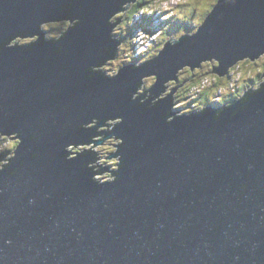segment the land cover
I'll return each mask as SVG.
<instances>
[{
	"label": "water",
	"instance_id": "obj_1",
	"mask_svg": "<svg viewBox=\"0 0 264 264\" xmlns=\"http://www.w3.org/2000/svg\"><path fill=\"white\" fill-rule=\"evenodd\" d=\"M137 1L0 0V130L22 136L11 137L22 144L0 171V264H264V86L181 116L173 92L182 82L149 107L179 69L214 59L221 76L261 57L264 0H216L195 35L167 39L141 67L90 74L117 56L111 16ZM63 19L67 33L48 39L42 24ZM118 116L113 131H98ZM96 135L125 140L112 153H123L115 182L93 181L87 166L108 155L93 151L104 137L67 158L66 145Z\"/></svg>",
	"mask_w": 264,
	"mask_h": 264
},
{
	"label": "rangeland",
	"instance_id": "obj_2",
	"mask_svg": "<svg viewBox=\"0 0 264 264\" xmlns=\"http://www.w3.org/2000/svg\"><path fill=\"white\" fill-rule=\"evenodd\" d=\"M183 3H184V5H181ZM215 3H216V0H181V3L176 4L174 6V8L169 9L165 13H160L158 16H152L151 17L152 20H150V22H151V24L154 23V25L156 27L155 29H157L158 30L157 32H159V38H158L159 42L157 41V43L155 45H153L152 47L149 48V49H151L149 52L147 51V52L143 53L142 55H136L135 53H130V55H126V53H129V51L131 50V46H132V45H130L129 41L131 40L135 46L136 43H135V37L134 36H137L138 32L140 31V29H137V28L134 29L133 31H130L129 28L127 27V22L129 21L135 27H137V25L139 23L143 22V20H144L143 15L144 14L151 15V13H143L142 14L141 10L143 8H141L139 10L140 12L136 11L130 20H127L128 19L127 18L128 16H127L126 19L123 21L124 23L123 24L121 23V25H122L121 32L122 31L124 33L130 32L131 33L130 35H132L133 37H130V35H128V38H123V39L121 38V43L118 47L117 54H116L117 58L111 59L108 64L103 66V68L111 70L114 68H120V67L127 65V64H135L136 65L138 62H133L131 60L130 56H132L134 58H135V56H138L141 59H145V58L147 59L149 57L148 59H151L152 57H154L158 54V51L162 48L160 45L162 43L164 44L167 39H169L171 37L178 38L180 35H182L184 33L196 31L198 25L200 24L201 19L204 16L202 14L203 10L205 8H206L205 10L212 9V5ZM149 4H151V5H148V7H151L155 4V2H154V4H153V2H151ZM119 13L120 12H118L117 15ZM115 17L116 16L113 17V21H116ZM164 17H167L168 19H164ZM171 17H173V18H171ZM190 19H192L193 21L189 23L188 21ZM166 20H167V23H166ZM162 21H165L164 27L167 28L165 33H163V29H161V27H160V23ZM68 23H69L68 20L47 23L45 25L46 36L48 37V35L50 34V38H51V35L54 34L53 35L54 38L59 37L60 32L64 30L65 26L68 25ZM142 25H143V23H142ZM161 30H162V32H161ZM160 32H161V34H160ZM119 33H120V30L117 29V34H119ZM120 37H122V36H120ZM32 40L33 39H31V38H25V39L21 38L18 41H20L21 43H29ZM152 44H153V42H152ZM201 64H202L201 67H196V68H200V69L202 68L204 70L209 69V71L211 73L213 67H216L217 65H219V62L216 60H214V61L210 60V61H206V62L203 61ZM231 69H233V70L231 71ZM229 71H231V73L228 72V73H230L228 75L230 77V80H229V77H227L228 79L224 78L225 76H227V74L220 76V77H223L221 85L219 86L223 89L222 95L225 94V97L228 95L231 96L230 99L227 98L228 100L222 104H227L229 101L232 102L234 99H237L241 95H243V94H241V95L235 94L236 97L234 99H232V97L235 96L232 92L238 91V90L240 91V89L238 87H236L237 84H238V86H240L241 89L244 90V88L247 89L248 86L250 88V87L258 85L263 80V78H261V80L258 79V74H260V72L264 71V54L261 57L256 58L255 60L244 59V60L238 61V63H236L233 67H231ZM212 73L214 74L215 72H212ZM176 74H180V78H187V70L184 71V69H181V70L179 69V72H176L175 75ZM215 74L219 76V74H217V73H215ZM210 76L213 77L211 74H210ZM198 77L200 78L201 75H199ZM211 77H209V78H211ZM180 78L178 79V81H180ZM169 81H170V83L168 85L167 90L164 92V94L169 93L171 88L176 87L175 86L176 83H173L174 80H169ZM179 83L181 84L182 81H180ZM185 83H186L185 87H187V88H185L186 94H185V92L180 90L181 87L184 85V83L182 85H180L179 87H177L176 90L173 92V102L175 101L176 106L183 107V109L180 111H179V109H176V110H178V113L182 112L183 110L184 111H191V110L198 109L199 107L204 106L203 104L202 105L199 104V102H200L199 100H197V101L192 100L193 98L197 99L198 94H195V93H199L198 92L199 89L196 86L197 84L193 85V82L190 83V81L185 82ZM191 85H193V86H191ZM147 87L148 86H145L144 88H147ZM239 93H242V92H239ZM208 104H210V103H207L205 105H208ZM211 104L216 106V107L220 106V104H218L217 102H212ZM173 108H174V105H173ZM100 127L98 128V131H100ZM106 128H107V126H105V129ZM0 138H1L0 140H2L3 142L5 141L3 135H1ZM97 139H100V137ZM11 141H15V138L11 139ZM109 143L110 144H107V145H105V143L104 144H97L93 147V150L97 151L98 153H108L112 148V145H111L112 143L111 142H109ZM0 144L2 145V146L0 145V149L3 150L7 146L8 143L2 144L0 142ZM93 145L94 144L87 145L83 149H80V150L83 151L87 148L89 149ZM100 159H102V158H99L96 160L97 164L100 163ZM110 168H111V166L109 165L108 170H110Z\"/></svg>",
	"mask_w": 264,
	"mask_h": 264
},
{
	"label": "clouds",
	"instance_id": "obj_3",
	"mask_svg": "<svg viewBox=\"0 0 264 264\" xmlns=\"http://www.w3.org/2000/svg\"><path fill=\"white\" fill-rule=\"evenodd\" d=\"M181 0H156V5H153L151 7H148L147 6H144L142 7V14L143 13H151V15H146L144 14V20H152L151 17L152 16H158L160 13H165L166 11H168L169 9H172L174 8V6L178 3H180ZM219 3H220V0H219ZM218 3V4H219ZM133 4V3H132ZM217 4V5H218ZM131 5V4H130ZM216 5V6H217ZM141 9V8H140ZM139 12V10L137 11ZM114 16V15H113ZM113 16H111L110 18V23H114L113 21ZM164 19H168L167 17H164ZM66 20H72V19H66ZM76 20L80 21V18H76ZM69 22V21H68ZM81 22V21H80ZM131 23V22H130ZM166 23H167V20H166ZM202 23V22H201ZM200 23V24H201ZM47 24V22L43 23L42 24V29L45 30V25ZM70 24V22L68 23ZM115 24V23H114ZM164 24H165V21H162L160 23V27L161 29H163V31L165 30L166 27H164ZM131 30L130 31H133L135 29V26L131 23ZM164 27V28H163ZM68 30L65 31V34L67 33ZM162 32V30H161ZM160 32V34H161ZM197 32H189L187 35H195ZM22 36V35H21ZM21 36H16L15 38H13L8 46L9 47H13V46H17V45H30L32 43H18V39L21 37ZM120 34H117V26L115 24V27L113 28L112 30V38L114 39H119L120 38ZM131 37V35H130ZM133 37V36H132ZM48 39H51V38H54V37H51L50 38V34L48 35L47 37ZM123 38V37H122ZM159 38V32H157L155 35L153 36H149L148 34L144 33L143 30H140L138 32V35L137 37L135 38V41L138 45L137 49H136V55H142L143 53L147 52L148 49L150 47H152V41L154 40L153 42V45L154 43L158 40ZM60 40V39H59ZM38 41V40H37ZM36 41V42H37ZM131 41V40H130ZM180 40L179 39H173L171 41V43L173 45H175L176 43H178ZM35 43V42H34ZM131 50L129 51V53H126V55H130V53H135V46H134V43L131 42ZM131 60L133 62H138L135 67L139 68L141 67V61H143V59L139 58L138 56H135L132 57L130 56ZM146 60V59H145ZM110 61V58H108L105 62L99 64V65H91L90 68H89V73H93V72H100L102 74H104L105 76L107 77H112V78H115L117 77L121 71L119 68H114V69H104V70H101V67L100 66H103V65H106L108 64ZM156 79H157V74H146L142 77L141 81L139 82L138 84V91H136L133 96H132V99L133 100H136L138 98H140L142 96V93H143V89L145 86H148V87H151L153 84H155L156 82ZM170 81H166L165 82V86L168 87ZM262 86L264 85H256V86H253L249 89V91L251 92H256V91H259ZM201 91L203 89H200ZM149 95H151V93H149ZM163 96H164V91L161 93L160 96H157L153 101H152V104L149 105V107H152L153 105H156L157 104V101L158 100H161L163 99ZM148 97L145 96L143 100H141L140 102L141 103H144L145 100H147ZM228 103H231V101H229ZM175 108H178L176 105H175V101H174V109ZM206 108H202V109H197L196 111L198 113H201L203 111H205ZM223 109H221L222 111ZM171 111V110H170ZM192 111H182V112H179L178 115H185V114H190ZM219 115V113H218ZM168 121L171 122L172 120L175 119V116L173 115H168ZM100 120L101 118L100 117H93V119L89 122H86V123H83L81 125V127L85 128V129H89V128H93V127H96L97 125L100 124ZM124 120V117L123 116H118V117H114V118H109L107 120L106 123H104L101 127H100V132L103 133L105 131V126L106 125H111L110 127H107L106 130L108 131H113L115 126L118 125L119 123H122ZM115 121V122H113ZM0 134H3L4 137L6 138H10V137H14L16 136L17 134L19 135V137L21 138L22 140V136L20 135V132L19 131H14V132H11V133H7V132H4L2 130H0ZM99 137H104L105 140H104V143L105 145H107L109 142L112 143V148L111 150L109 151L108 155L103 157L102 159H100V163H99V169L97 167H94L93 166V161L97 160L99 157H98V154L96 156L95 159L87 162V166L90 167L92 170H93V176H92V180L95 181V182H98V183H106V182H115L119 177L118 175L116 174L123 166V153H120L119 155H112V153H116V152H119V146L123 143H125V140L123 137L121 136H118V135H111V136H108V137H105L104 135H96L93 137V141L91 143H85V142H80V143H76V142H73V143H69L68 145H66L65 147V150L66 152L68 153V156L67 158L68 159H74V158H78L81 154L85 153L86 151H82L80 149H83L85 146L87 145H92V144H95L97 141V138ZM9 143H16L15 141H9ZM22 142L19 143V146L16 148V150L14 152H9V150L7 149H4L3 151H0V153H3L4 151H8V155L7 157L3 158V159H0V171H3L5 170L11 163L12 159L16 157L17 155V151L19 149V147L21 146ZM79 146V147H78ZM106 161V162H105ZM111 166L110 170H101L102 169V166Z\"/></svg>",
	"mask_w": 264,
	"mask_h": 264
},
{
	"label": "trees",
	"instance_id": "obj_4",
	"mask_svg": "<svg viewBox=\"0 0 264 264\" xmlns=\"http://www.w3.org/2000/svg\"><path fill=\"white\" fill-rule=\"evenodd\" d=\"M151 2H153V4H154V2H155V4L154 5H156V0H138L136 3H134L133 4V8H132V10L130 11V13L128 14V19L127 20H130L131 19V17L134 15V13L136 12V11H138V10H140V8H142V7H144V6H147V5H151V4H149V3H151ZM181 3V2H180ZM181 5H184V3L183 4H181ZM211 5V4H210ZM214 5V4H213ZM213 5H212V7H213ZM211 8V7H210ZM206 9V8H205ZM203 10V12H202V14L204 15L203 16V18L201 19V21H200V23L205 19V17L207 16V14L210 12V10L211 9H209V10ZM142 11V10H141ZM140 12V11H139ZM122 13V12H121ZM120 14V13H119ZM117 17V16H116ZM171 18H173V17H171ZM64 21H66V20H64ZM193 20L192 19H190L188 22L190 23V22H192ZM64 23V22H63ZM142 23H143V25H147V27H148V29H155L156 27H155V25H154V23L153 24H151V22H150V20H143V22H141V23H139L137 26H142ZM70 24H68V25H66L65 26V28H64V30L69 26ZM127 27L129 28V30H131V23L128 21L127 22ZM117 29H119L120 30V35L123 37V38H128V35H130L131 33L130 32H128V33H124L123 31L121 32V27H120V25H119V23H118V25H117ZM166 30H167V28H165V30L163 31V33H165L166 32ZM62 32V31H61ZM60 32V33H61ZM54 34H52L51 35V37H54L53 36ZM131 37H132V35H131ZM135 38L137 37V36H134ZM19 39H21V38H19ZM18 39V40H19ZM130 40V39H129ZM155 40V39H154ZM154 40L152 41V42H154ZM158 41V40H157ZM157 41L154 43V45L157 43ZM131 42L132 41H129V43H130V45H131ZM159 42V41H158ZM135 43H136V41H135ZM162 45H163V43L160 45L161 47H162ZM137 43L135 44V51H136V48H137ZM152 46H153V44H152ZM151 49H149L148 50V52L150 51ZM185 70H187V78H180V74H179V78H180V81H182L183 83H184V85L181 87V89L180 90H182L183 92H185V88H187V87H185V82H189L190 81V83H192L193 82V85H195V84H197L196 86L198 87V92L199 93H195V94H198L197 95V99L196 98H193L192 100L193 101H197V100H199L200 102H199V104L200 105H205V104H207V103H212V102H217L218 104H222V103H224V102H226L228 99L227 98H231V96L230 95H228V96H226L225 97V94L224 95H222V93H223V89L221 88V87H219L220 85H221V82H222V80H223V77H220V76H218V75H216L215 73L213 74L212 72L210 73V71H209V69L207 70H204V69H200V68H195L194 70H191V68L189 67V66H186L185 68H184V71ZM233 69H231V71H232ZM231 71H230V73H231ZM182 73V72H181ZM230 73H227V76H225L224 78L225 79H228L227 77H229L228 75L230 74ZM262 73H263V71L262 72H260V74H258V79L259 80H261V75H262ZM210 74L213 76V77H211L210 76ZM199 75H201V77L199 78L198 76ZM209 77H211V78H209ZM261 77V78H260ZM185 79V80H184ZM229 80H230V77H229ZM228 80V81H229ZM232 80V79H231ZM180 81H178V80H174V82L173 83H176V85L175 86H178V85H180ZM193 85H191V86H193ZM236 87H238L239 89H240V91L238 90V91H234V92H232L234 95L235 94H238V95H241V94H245V92L247 91V90H249L250 88H249V86L247 87V89H245L244 88V90L243 89H241L240 88V86H238V84L236 85ZM146 89H148V87L147 88H144L143 89V91H145ZM200 89H203L202 91L200 90ZM242 90V91H241ZM182 92V93H183ZM211 92V93H210ZM214 92V93H213ZM239 92H242V93H239ZM185 94H186V92H185ZM220 94V95H219ZM228 94V93H227ZM242 96V95H241ZM236 97V95L234 96V97H232V99H234ZM192 101V102H193ZM199 106V105H198ZM197 106V107H198ZM199 108H201V107H199ZM0 136H1V134H0ZM1 139V138H0ZM4 139H5V141L3 142L2 140H0V142L2 143V144H7V146L4 148V149H7V150H9V152L11 153V152H14V150H15V148H16V146H17V144H18V140H16L15 139V142L16 143H9V141L12 139L11 137L10 138H6V137H4ZM1 145V144H0ZM2 146V145H1ZM3 149V150H4ZM3 150H1L0 149V151H3ZM4 151L3 153H0V159H3V158H5V157H7V155L9 154L8 153V151Z\"/></svg>",
	"mask_w": 264,
	"mask_h": 264
},
{
	"label": "bare ground",
	"instance_id": "obj_5",
	"mask_svg": "<svg viewBox=\"0 0 264 264\" xmlns=\"http://www.w3.org/2000/svg\"><path fill=\"white\" fill-rule=\"evenodd\" d=\"M120 13H121V12H120ZM115 16H117V14H116ZM64 20H66V19H63V20H55V21H52V22H58V21H64ZM73 22H74V21H73ZM114 22H115V21H114ZM117 25H118V24H117ZM117 25H116V26H117ZM67 28H68V27H67ZM67 28H66V29H67ZM66 29H65V30H66ZM65 30H63V31H65ZM63 31H62V32H63ZM36 37H37L36 35H33V37L27 36V37H23V38L20 37V38H22V39H25V38L35 39ZM18 43H21V42L18 41ZM116 58H117V57H115L114 59H116ZM245 59H250V58L247 57V58H245ZM110 60H111V59H110ZM254 60H255V59H254ZM206 61H210V60H206ZM206 61H204V62H206ZM211 61H214V59H212ZM103 66H104V65H103ZM103 66H101V68H103ZM225 75H226V74H225ZM262 78H264V77L262 76ZM172 80H174V79H172ZM260 83H261V82H260ZM260 83H259V84H260ZM259 84H258V85H259ZM178 87H179V86H178ZM149 88H150V87H149ZM149 88H148V89H149ZM167 88H168V87H167ZM167 88H166V90H167ZM146 90H147V89H146ZM146 90H145V91H146ZM143 92H144V91H143ZM147 97H148V96H147ZM163 97H165V94H164ZM201 108H202V107H201ZM113 122H115V121H113ZM1 135H3V134H1ZM101 138H102V137H100V139H101ZM15 139L19 141V138H18V137L15 138ZM92 139H93V138H92ZM102 143H104V141H102ZM87 149H88V148H87ZM93 151H94V150H93ZM94 152L98 153L97 151H94Z\"/></svg>",
	"mask_w": 264,
	"mask_h": 264
},
{
	"label": "flooded vegetation",
	"instance_id": "obj_6",
	"mask_svg": "<svg viewBox=\"0 0 264 264\" xmlns=\"http://www.w3.org/2000/svg\"><path fill=\"white\" fill-rule=\"evenodd\" d=\"M134 4V3H133ZM133 4H131L130 6H129V8H127V9H125V11H123L122 13H120V14H118L117 15V17H115V19L116 20H118L119 21V25H120V27H122V25H121V23L123 24L124 22V20L126 19V17L128 16V14L130 13V11L132 10V8H133ZM149 58V57H148ZM147 58V59H148ZM146 59V58H145ZM145 59H143V61L145 60Z\"/></svg>",
	"mask_w": 264,
	"mask_h": 264
},
{
	"label": "built area",
	"instance_id": "obj_7",
	"mask_svg": "<svg viewBox=\"0 0 264 264\" xmlns=\"http://www.w3.org/2000/svg\"><path fill=\"white\" fill-rule=\"evenodd\" d=\"M143 30L144 33L148 34L149 36H153L157 33V29H148L147 25L137 26L135 29ZM136 54V51H135Z\"/></svg>",
	"mask_w": 264,
	"mask_h": 264
}]
</instances>
